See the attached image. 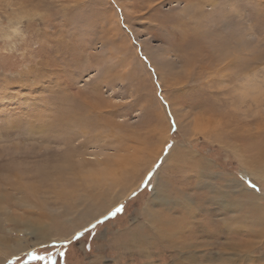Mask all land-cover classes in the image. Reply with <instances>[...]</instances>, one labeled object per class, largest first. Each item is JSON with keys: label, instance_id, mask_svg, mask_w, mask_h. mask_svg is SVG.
<instances>
[{"label": "rangeland", "instance_id": "374dc122", "mask_svg": "<svg viewBox=\"0 0 264 264\" xmlns=\"http://www.w3.org/2000/svg\"><path fill=\"white\" fill-rule=\"evenodd\" d=\"M71 2L0 0V257L264 264V0Z\"/></svg>", "mask_w": 264, "mask_h": 264}, {"label": "snow or ice", "instance_id": "6c2138e0", "mask_svg": "<svg viewBox=\"0 0 264 264\" xmlns=\"http://www.w3.org/2000/svg\"><path fill=\"white\" fill-rule=\"evenodd\" d=\"M78 4H79V0H72L71 3L64 5V7L75 8L78 6ZM220 6L223 8H227V4L223 3V2L221 3ZM236 15H237V13L235 12L234 9L229 10L225 15L222 16V18L219 21L220 28L225 30V31H228L229 33H232L234 30H236L238 28L242 29L243 25L237 23ZM132 43H133V46H135L134 40L132 41ZM137 56L142 60H149V58L144 56L142 54V52H137ZM148 66H149L152 74L156 75L157 79H159V75L156 72V69L151 67V63H149ZM157 86L159 87L160 85H157ZM156 95L163 103L167 104V102L164 101L161 93L158 92ZM115 103L120 104L121 101L117 100ZM124 103H126V101ZM167 115L169 117H172L171 112H168ZM169 130L173 133H175L179 130L178 125L176 123V120L174 118L169 120ZM172 147H173L172 143H166L165 149H164L165 152H167ZM152 174H153L152 172H148L146 180L150 179ZM98 179H99V177H98ZM245 183H246L247 187L250 188L251 190H253L255 192L260 191L258 185L253 183L250 179L246 180ZM133 195H135V193H133ZM122 210H123V205L116 206L112 211H109L107 213V216H112L115 213L121 212ZM106 218L107 217H105V219ZM101 223H102L101 219H96L94 223H89L88 227L83 229V232L77 231L70 239L71 240L77 239L78 237L83 235L85 232H87L89 230V228L95 229L96 226L101 224ZM69 242H70L69 240H64L63 244H67ZM53 244L55 245V242H53ZM59 255L61 257H63L64 253L60 252ZM38 261H47V264H55V259L51 255H42V254H39L35 250H32V249H21L19 252L10 253L9 256L0 257V264H33V262H38Z\"/></svg>", "mask_w": 264, "mask_h": 264}, {"label": "bare ground", "instance_id": "6f19581e", "mask_svg": "<svg viewBox=\"0 0 264 264\" xmlns=\"http://www.w3.org/2000/svg\"><path fill=\"white\" fill-rule=\"evenodd\" d=\"M199 32V31H198ZM239 32H241V31H239ZM238 32V33H239ZM232 34V33H231ZM235 34V33H234ZM240 38V37H239ZM227 40V39H226ZM239 42V41H238ZM239 43H242L241 41L239 42ZM242 46V45H241ZM226 57V56H225ZM68 121V120H67ZM123 146V145H122ZM263 151L259 154V156H260V158H261V156H264V149H262ZM258 154H257V156H258ZM128 157H130V156H126L124 159H127ZM132 157V156H131ZM113 163H115L114 161H113ZM92 180V179H91ZM94 180V179H93ZM86 186H87V184H86ZM101 191H102V189H100ZM100 194V193H99ZM99 194H97L98 196H99ZM97 196V197H98ZM96 197V198H97ZM95 198V197H94ZM80 199L79 198H76L75 200L73 199V201H72V204L74 205L73 207H69L68 209H66V211L67 212H61L60 214H57L56 213V215L54 214L53 215V217H55L54 219H53V217H52V215H51V221H52V223L53 224H55V225H59V223L61 222V219H60V222L59 221H57V217H60L59 215H61V217H62V215H63V217H64V215L66 216V214L65 213H70L69 211H71V210H74L75 208H76V206L79 204V203H81V200L79 201ZM82 203H84V202H82ZM64 205V204H63ZM68 205V204H67ZM92 205V204H91ZM62 206V205H61ZM65 206V205H64ZM89 206V205H88ZM63 209V208H62ZM61 209V210H62ZM63 211V210H62ZM72 212V211H71ZM62 217V218H63Z\"/></svg>", "mask_w": 264, "mask_h": 264}]
</instances>
